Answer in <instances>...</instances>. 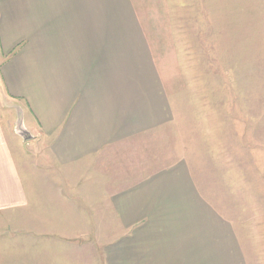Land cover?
Wrapping results in <instances>:
<instances>
[{"label": "crops", "instance_id": "1", "mask_svg": "<svg viewBox=\"0 0 264 264\" xmlns=\"http://www.w3.org/2000/svg\"><path fill=\"white\" fill-rule=\"evenodd\" d=\"M115 4L0 0L1 92L33 137L10 143L0 123V264H246L203 152L177 139L155 169L142 149L163 100L140 101L151 73L121 48Z\"/></svg>", "mask_w": 264, "mask_h": 264}, {"label": "rangeland", "instance_id": "2", "mask_svg": "<svg viewBox=\"0 0 264 264\" xmlns=\"http://www.w3.org/2000/svg\"><path fill=\"white\" fill-rule=\"evenodd\" d=\"M115 2L121 48L151 73L142 75L148 89L140 101L153 91L163 100L148 122L162 127L143 135L142 149L155 169L177 139L203 152L196 162L209 161L212 204L232 222L246 264H256V218L264 224V0ZM6 101L0 87V123L10 140L20 115ZM141 141L130 145L139 151ZM27 145L20 141L19 152L32 151Z\"/></svg>", "mask_w": 264, "mask_h": 264}, {"label": "water", "instance_id": "3", "mask_svg": "<svg viewBox=\"0 0 264 264\" xmlns=\"http://www.w3.org/2000/svg\"><path fill=\"white\" fill-rule=\"evenodd\" d=\"M17 110L20 116H19L18 123L15 125L14 134L18 136L23 142H28L32 140L33 137L24 126L23 117H22L20 110L19 109Z\"/></svg>", "mask_w": 264, "mask_h": 264}]
</instances>
